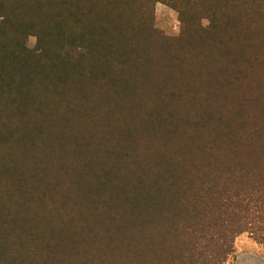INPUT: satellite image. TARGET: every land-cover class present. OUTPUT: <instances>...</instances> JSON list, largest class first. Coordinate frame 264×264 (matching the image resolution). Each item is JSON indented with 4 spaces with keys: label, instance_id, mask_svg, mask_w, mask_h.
Segmentation results:
<instances>
[{
    "label": "trees",
    "instance_id": "obj_1",
    "mask_svg": "<svg viewBox=\"0 0 264 264\" xmlns=\"http://www.w3.org/2000/svg\"><path fill=\"white\" fill-rule=\"evenodd\" d=\"M157 2L189 47L153 28ZM0 17V264H228L240 233L264 244V84L244 75L264 0H0Z\"/></svg>",
    "mask_w": 264,
    "mask_h": 264
},
{
    "label": "rangeland",
    "instance_id": "obj_2",
    "mask_svg": "<svg viewBox=\"0 0 264 264\" xmlns=\"http://www.w3.org/2000/svg\"><path fill=\"white\" fill-rule=\"evenodd\" d=\"M152 20L153 28L158 31L162 37L173 38L171 41L174 45L177 46V49L189 47L187 41L183 40V24L179 19L178 12L175 11L172 7L164 4L163 2H157L152 9ZM3 17H0V26L2 24ZM210 23L207 18H203L200 22V27L205 30L209 27ZM223 28V27H222ZM229 29V28H228ZM262 32L255 37L253 35H248L250 37L247 45V49L251 48L248 51V54H254L255 59L252 64H248L246 67L245 76L250 80L252 79V74L255 80H260L264 84V26L261 28ZM257 36V35H256ZM214 37H221L214 36ZM224 37V36H223ZM241 37V36H240ZM220 41H223L220 39ZM24 46L31 51L39 52L42 48L39 43V36L37 34H30L26 36L24 41ZM205 48L208 47V44L203 45ZM203 48L193 49L192 54L196 57L200 55ZM246 49V50H247ZM173 50V49H172ZM245 50V49H244ZM63 53H72L81 54L85 53L86 49L67 43L62 49ZM252 66V67H251ZM254 71V73H253ZM247 81V80H246ZM262 83L260 88L262 87ZM235 253L228 260V264H264V244L258 242L252 235L248 232L240 233L236 236L234 240Z\"/></svg>",
    "mask_w": 264,
    "mask_h": 264
}]
</instances>
